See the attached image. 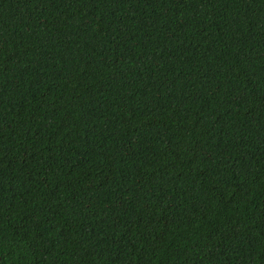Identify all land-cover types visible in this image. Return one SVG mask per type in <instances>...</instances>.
Listing matches in <instances>:
<instances>
[{"label": "trees", "instance_id": "1", "mask_svg": "<svg viewBox=\"0 0 264 264\" xmlns=\"http://www.w3.org/2000/svg\"><path fill=\"white\" fill-rule=\"evenodd\" d=\"M0 264H264V0H0Z\"/></svg>", "mask_w": 264, "mask_h": 264}]
</instances>
